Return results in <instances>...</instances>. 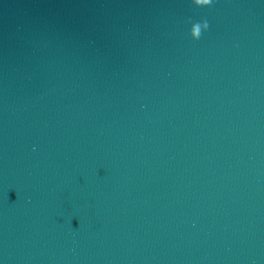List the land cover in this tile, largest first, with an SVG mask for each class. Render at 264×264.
<instances>
[{
	"label": "water",
	"instance_id": "1",
	"mask_svg": "<svg viewBox=\"0 0 264 264\" xmlns=\"http://www.w3.org/2000/svg\"><path fill=\"white\" fill-rule=\"evenodd\" d=\"M0 264H264V0H0Z\"/></svg>",
	"mask_w": 264,
	"mask_h": 264
},
{
	"label": "clouds",
	"instance_id": "2",
	"mask_svg": "<svg viewBox=\"0 0 264 264\" xmlns=\"http://www.w3.org/2000/svg\"><path fill=\"white\" fill-rule=\"evenodd\" d=\"M201 2L204 3V4H208L209 0H201Z\"/></svg>",
	"mask_w": 264,
	"mask_h": 264
}]
</instances>
